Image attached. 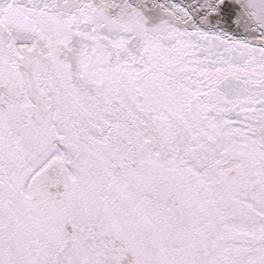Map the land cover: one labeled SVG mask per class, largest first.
I'll list each match as a JSON object with an SVG mask.
<instances>
[{
    "label": "snow or ice",
    "instance_id": "obj_1",
    "mask_svg": "<svg viewBox=\"0 0 264 264\" xmlns=\"http://www.w3.org/2000/svg\"><path fill=\"white\" fill-rule=\"evenodd\" d=\"M0 264H264V0H0Z\"/></svg>",
    "mask_w": 264,
    "mask_h": 264
}]
</instances>
